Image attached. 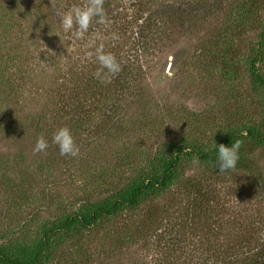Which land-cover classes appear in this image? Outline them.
I'll return each mask as SVG.
<instances>
[{
	"label": "rangeland",
	"instance_id": "obj_1",
	"mask_svg": "<svg viewBox=\"0 0 264 264\" xmlns=\"http://www.w3.org/2000/svg\"><path fill=\"white\" fill-rule=\"evenodd\" d=\"M197 1L192 23L175 21L174 9ZM221 1L217 7L213 0H104L110 24L75 40L60 28L52 5L66 9L86 0H0V249L8 256L32 260L50 226L156 178L176 148L211 151L229 132H264V87L249 71L260 52L256 66L264 77V0ZM96 31L106 52L120 50L134 64L122 100L112 89L104 88L102 100L86 87L94 62L86 42ZM210 43L217 51L205 52L203 63L199 54ZM60 97L75 109L70 116L57 106ZM82 114L89 120L80 128L74 122ZM57 115L53 131L71 130L77 157L59 154L53 131L38 133ZM13 119L21 127L3 132L6 121L15 127ZM42 135L49 147L34 153ZM244 160L264 184L263 145L243 140L236 169L227 173L183 158L167 189L92 230L52 238L41 264H154L162 257L155 238L178 224L194 244L206 237L214 243L212 230L219 226L224 236L233 222L244 227L254 220L264 234V195ZM191 188L214 192L210 215L193 219ZM125 223L137 228L127 242L114 236Z\"/></svg>",
	"mask_w": 264,
	"mask_h": 264
},
{
	"label": "trees",
	"instance_id": "obj_2",
	"mask_svg": "<svg viewBox=\"0 0 264 264\" xmlns=\"http://www.w3.org/2000/svg\"><path fill=\"white\" fill-rule=\"evenodd\" d=\"M213 1L217 7H220V4L222 3L221 0ZM199 6L200 3L199 1H197L195 2V5L187 4L183 9L178 7L173 10V6H159L158 10L161 11L162 8H165L166 10L172 9V12H174V18H176V22L183 23L185 20V23L190 24L195 19V16L193 14H195L197 11H200ZM208 12H211V10H206V13ZM152 13V16H156V14H159L155 11ZM113 18L114 17H112L111 19ZM98 26L100 25L93 23L90 28L94 30L98 28ZM128 26L130 25L128 24L125 27L122 26L121 30H126ZM153 28L155 29V31L159 29L156 26H154ZM260 38L264 41V33ZM215 43H210V45H208L209 49L199 54L201 62L204 63V61L201 60V57L205 52H207L208 54L212 51H217V46ZM135 46H137V44H135ZM108 52H111L116 56L117 60L120 62L121 71L111 79L110 83L105 85L100 84L96 79L93 78V75H91V78L86 87L98 90V92L100 93L99 97L102 100H105L106 98V92L102 93V91H104V88L106 87L110 90L112 89L113 92L116 93V95L118 94L116 99L122 100V98L125 97L123 94L124 91L130 88L129 77L131 78L132 73H134L135 71L133 68L134 64L131 61L125 59V56L120 52V50H118L117 52H112L111 50H109ZM261 59L262 58L260 56V52H258L256 58L250 63L249 71L250 79L255 84L264 87V77L261 75L259 69L256 66L258 63H260ZM93 61L94 62L89 64L92 74L98 66L95 62V58H93ZM58 89L60 90L61 87ZM61 93L62 92L59 91V95ZM61 98L63 97L58 98L60 104H58L57 106L60 107V110L63 112L62 114L65 115V113L67 112L65 116H70V114L73 113L75 109H73V107L69 105L64 104L65 101ZM81 117H83V114L81 115ZM81 117L78 118L79 120H76L77 122H74L77 123L80 128L82 127V125H80L79 122L82 123V121L84 120H89V117ZM59 118L60 117L57 115L53 120H50L49 124L46 125L44 123V127L37 124L38 127L41 126V128L38 129V133L42 134L52 132ZM12 121L14 122L12 126L15 127L13 129L8 128L9 123L6 121L3 123V127H1L3 132L10 131L12 133H15L14 130L17 127H21L20 121H16L15 119H13ZM68 125L73 126L72 122ZM243 140L248 141V144L251 147L262 145L264 146V132H253L251 130H246L244 134L229 132L223 138H221L219 144L231 146L232 143L236 141H239L241 143ZM187 149L188 148H185L184 146L176 148L174 150L173 156L164 166L162 173L156 178H149L139 183L138 185H134L128 192L120 196H116L113 200L107 203L93 207L91 211L86 215L74 214L63 221H60L58 224L50 226L46 231H44L32 260L24 261L8 256L2 249H0V264H41L42 257L47 252L50 245V240H52V238H56L57 236L68 232H76L77 229L84 231L92 230L101 221L115 218L123 210H133L136 208V206H138L140 202H142L144 198L151 196L156 192L167 189L174 180L176 169L183 158H189L190 160H192L193 157L196 156L200 159V165L203 164L217 167L216 148L211 151L194 150L195 148H189L191 150ZM242 164L248 167V164H250V162L244 160L242 161ZM250 170L254 178L252 185L254 184L256 190L264 195V184H262V181L260 180V175H258V173L256 174V171L252 169ZM191 189L192 191L189 190L186 193L188 195H192L193 203L190 210L193 212L191 213L193 215V219H195L197 213L198 215L201 213H205V216L210 215L207 213L208 208H214L213 204L215 205L216 203L209 205L210 202L208 200H211L209 196L210 194L213 195L214 192H212V190H208V192L205 193L202 192V188ZM233 223L231 224L236 227H233L232 230L228 228L224 236L223 234L221 236L222 230H218L219 226L216 228V230H212L213 233L211 234V236L215 240V242L212 244L209 243L207 237L194 244L193 241H191V238H186L183 235V231L185 229L184 226H180L179 224L177 226L172 225V228H170V232H168V236L159 234L154 240V243L156 244V247L159 249V252L162 256L161 259L157 260L154 264H264V234H261L258 231L257 226L259 225V222L252 220L245 224L244 227L242 226V224L236 222ZM215 224L217 225L216 221ZM132 229H134L133 233ZM136 230L137 228H135V226L131 227L128 223H125L117 230L118 232L114 236L123 234L122 239L127 242L133 237L132 234H134ZM156 232H158V230H156ZM121 241L122 240H120L119 243H121Z\"/></svg>",
	"mask_w": 264,
	"mask_h": 264
},
{
	"label": "clouds",
	"instance_id": "obj_3",
	"mask_svg": "<svg viewBox=\"0 0 264 264\" xmlns=\"http://www.w3.org/2000/svg\"><path fill=\"white\" fill-rule=\"evenodd\" d=\"M52 7L55 9L56 20L59 18L57 22L60 28L65 34H70V37L75 40L84 39L85 34L89 32V28L93 23L105 26L110 24L104 9V0H86L83 5H72L66 9L56 5H52ZM117 38L115 34L112 35V39ZM102 39V33L96 31L87 40L86 47L93 49L87 55L89 58L94 55L95 62L98 65L93 73V78L100 84L105 85L110 83L111 79L121 71V65L113 53L105 51L103 43H97L102 41ZM51 142L57 146L61 156L77 157L80 153L79 146L76 144L74 136L68 127H59L54 130ZM48 147V141L42 135L37 138L33 152H44ZM239 149V141L232 143L231 146L216 145L219 173H227L236 169L239 161ZM192 164L199 166V157L194 156Z\"/></svg>",
	"mask_w": 264,
	"mask_h": 264
}]
</instances>
